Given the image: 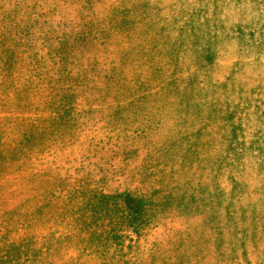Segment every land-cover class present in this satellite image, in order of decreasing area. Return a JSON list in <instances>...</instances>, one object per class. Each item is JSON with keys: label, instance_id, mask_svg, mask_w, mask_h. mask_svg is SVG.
Instances as JSON below:
<instances>
[{"label": "rangeland", "instance_id": "374dc122", "mask_svg": "<svg viewBox=\"0 0 264 264\" xmlns=\"http://www.w3.org/2000/svg\"><path fill=\"white\" fill-rule=\"evenodd\" d=\"M226 16L246 33L207 37L216 61L200 65L190 23L204 33ZM48 17L68 29L53 35ZM261 22L264 0H0V148L13 149L0 157V264H264ZM60 49L126 75L125 94L101 99L129 103L114 123L30 129L76 79Z\"/></svg>", "mask_w": 264, "mask_h": 264}, {"label": "trees", "instance_id": "16d2710c", "mask_svg": "<svg viewBox=\"0 0 264 264\" xmlns=\"http://www.w3.org/2000/svg\"><path fill=\"white\" fill-rule=\"evenodd\" d=\"M194 11L195 12L198 11L197 4H195L194 6ZM84 18L85 19L83 22L85 24H89L93 20L90 17L91 21H89L88 15H86ZM215 22L216 23L212 26V28L207 31H204V33L199 32L198 29L199 27L198 25H196L195 22H191L187 30L188 36L191 38L192 43L195 45L194 55L196 56L198 55L197 61H202L200 65L211 64L216 61L215 54L213 53L212 49L209 47V42L206 45H203L207 37L215 38V42L216 43L219 42V47H220V42L224 44L225 39L229 37L230 39H233L232 37H234V35H232L231 32L234 29H236V31L240 33V37H242V35L246 33V31L242 26L235 27V25H231V20L229 16H226L225 18H222L220 20L216 19ZM40 26L45 27V30H48L50 33H52L55 36H58L59 29H62V31L63 29L64 30L68 29V25H66L62 20L56 22L50 17L45 18L40 24ZM25 32L27 33V35L30 34V31H28V29L25 30ZM71 33L72 34L76 33L77 35V31L75 29H73ZM258 33L261 39L255 40V37H253V40L255 41V44H258L259 41H262L259 43V45L262 47L264 46V22H261L259 24ZM88 36H90L89 33H82V31H80V36L79 37L76 36V38L79 41H84V43H86L87 42L86 39ZM21 39L22 41H26L28 38L25 36V34H22ZM179 46L182 47L183 44L180 43ZM222 48L223 50H225L224 45L222 46ZM73 50L74 49L68 50L67 53H65L63 56H61L63 50L62 49L59 50L60 51L59 59H62L63 60L62 64H65V66L62 69H60L61 73L65 74L67 77L68 75L76 77L75 81H73L74 83L62 82L61 85L56 86L57 97L61 100L63 107L60 110H58L56 113H54L56 115L54 117L36 120V122L30 125V129H35L38 124L41 125L40 121H42L41 123L43 126L42 125L41 126L44 128L43 129L44 132L46 127L44 126L43 123L49 124L52 129L55 130L62 129L65 131H67V127L70 128L72 125L77 126L81 120H84L87 123L104 122L110 125L114 123L115 116L120 112L126 110L127 107L129 106V103L122 102L121 100H116L114 101V103H109L106 100L104 101L101 100L104 97L111 98V96H115L113 94L115 92H119L118 94L121 96L122 94H125L122 91H120V88L124 87L123 80H125L126 75L123 74V72L121 71H117L116 69H113L112 71L102 63H97L90 66V63L89 64L86 63V60L88 59V55L86 52L81 53L82 54L81 62L80 60L79 62H76L74 58L75 55L73 54H76L77 52L73 53ZM257 50L262 51L264 50V48ZM40 52L43 53L42 50H40ZM221 55L222 54L218 55V57H220ZM68 64L69 65L72 64L73 66H78L79 69L78 67H74V68L70 67L68 66ZM198 65L199 63L197 65L195 64L194 66L198 68ZM195 71L196 70H194L193 72ZM176 80H178L177 76L166 77L165 79L161 80L160 84H158L156 88L148 89L141 92L140 94L142 95L130 92L129 93L131 96L130 98H132V96L134 98L128 100H135L141 97H145L149 92L159 91V89H162L165 86L170 87L172 84L175 83ZM138 101L140 102V100ZM241 111L245 112L244 109H241ZM103 115H105V117H103ZM101 118H107V119L106 121H102ZM263 126H264V118H263V124L261 125V130L263 129ZM261 130L257 129L256 135H258L259 133L264 134V132H262ZM237 131H238L237 128H235V131L231 134L233 142L239 141V136ZM55 138L56 139L54 144H60L63 142L61 138H57V137ZM255 143L264 144V137L257 138L255 140ZM43 144H46V141H44ZM12 151L13 149L0 148V157L5 155V153H11ZM125 199L128 200V203H132L134 197H132L131 194H126L124 198L119 201V203H121ZM192 201L193 200L190 199L186 202V207L183 211V214L186 212V210H188V205ZM103 202H105V204L100 205L99 208L108 207V209H110L111 207L116 205V203L114 202L109 204L110 202L106 198H103ZM144 202L145 201L138 199H136L135 201V206L139 207L135 210V212L136 213L138 212L139 215H141L140 221H143V218L145 217L147 218L146 220L148 221L147 216H148L149 208L143 207ZM109 212H113V210ZM121 212H122V216H124L125 211L122 209Z\"/></svg>", "mask_w": 264, "mask_h": 264}]
</instances>
